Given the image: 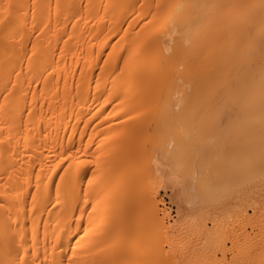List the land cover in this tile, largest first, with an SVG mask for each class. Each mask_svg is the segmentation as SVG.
Returning <instances> with one entry per match:
<instances>
[{
  "label": "bare ground",
  "instance_id": "obj_1",
  "mask_svg": "<svg viewBox=\"0 0 264 264\" xmlns=\"http://www.w3.org/2000/svg\"><path fill=\"white\" fill-rule=\"evenodd\" d=\"M162 160L184 198L264 187V0H0V264H172Z\"/></svg>",
  "mask_w": 264,
  "mask_h": 264
},
{
  "label": "rangeland",
  "instance_id": "obj_2",
  "mask_svg": "<svg viewBox=\"0 0 264 264\" xmlns=\"http://www.w3.org/2000/svg\"><path fill=\"white\" fill-rule=\"evenodd\" d=\"M227 117H225V115H222V116H220L218 119H219V121H218V123L220 124H222V121L223 120H225V123H223V126L224 125H226V122H227V119H226ZM221 120V121H220ZM151 122V121H150ZM224 122V121H223ZM152 123V122H151ZM151 125V124H150ZM149 125V127H152V126H150ZM153 125V124H152ZM148 142H146L145 143V146H149V143H148V145H146ZM163 161L164 160H162V162L160 161V164H161V166H160V171L159 172H155V174H156V176L155 175H153V177H154V181L155 180H158L159 179V181H161L160 182V184H158V183H156L157 181H155V182H153V183H155V185H153L152 183V185L154 186V189H155V191L156 190H158V191H156V197H157V199L159 200V202L161 203H159V206H163V207H166V209H167V211H168V213H169V215H170V217H169V215H168V222L170 221L171 223H173L174 224V227L176 226V225H178V229H180L179 231H180V233L182 234V235H186L185 237L184 236H182L181 235V237H179V232H178V234H177V236H176V238L175 239H177L176 241H180L182 238V241H181V243L179 242V246L181 245H183L182 247H179V246H176V245H178L177 243H172L171 245H173V248H172V250L169 248L170 246L168 245V244H164V250L163 251H165V252H167L165 249L166 248H168V251H171V252H169V253H172V264H182V263H184V264H188L192 259V261H191V263L190 264H194L193 263V261L195 260V264L196 263H198V262H196V258L198 257H196L195 255H201V253H202V256H204V257H202V256H200L201 257V259H200V257L199 258H197V260H199L202 264H209V263H211L212 261H210L209 260V262H207V258H208V256H207V253L208 254H210L209 252V250L207 249V246H206V244L207 243H211L210 241H211V239H213L214 237H215V234L214 235H212L213 233H211V232H215L216 233V236L219 234V237H217V238H219V239H216L215 238V242H216V240H217V246H218V248H216V250H215V248H213V250L211 251V252H213V251H215V253L214 254H216V258H215V255L213 254V253H211L210 255H212V256H210V257H213L214 256V261L216 260V264H232V263H234L233 261H235V260H233V259H242V255H241V253H243L244 252V254H245V258L247 259V260H250V261H247L245 258H244V260H246V261H244L243 259V261L244 262H242V260H241V263H239L240 261H236L237 263L236 264H249L250 262H252V263H254V260H255V262H257L258 261V256H264V255H262L263 253L262 252H264L263 250H264V246H261V245H263L264 244V238L262 237V234H261V230L263 231V229L264 228H260V231H259V229L257 230V225H252L253 223H250L251 222V220L252 221H255V223H258V224H260L261 225V223H264V201H263V199H264V197H262V196H264V193H263V190H264V187H263V185L261 186V185H254V186H260V188L259 187H254V186H249V188H248V186H245L244 188H245V190H244V192H243V190L242 189H244L243 187H238L236 184L235 185H233V187L234 188H232V186L230 185L229 186V184L228 183H226V184H228V186H229V188H232L231 190H232V192H231V194L229 195V197H228V194H229V191H228V189L227 188H225V187H227V185L226 184H224V188H225V190H227V192H228V194H227V192H224V193H222V195L223 194H227L226 196L228 197V199H227V197H225L226 199L225 200H223L224 199V197L223 196H225V195H223V196H221V192H223V191H225V190H223V191H221V189H223V187H221V189H220V191H219V193H218V198L221 196L223 199L221 200L220 199V201H219V199L218 198H216V199H214V200H211L210 198H206V199H196V198H192V199H190V198H188L187 196H186V193H184V195H185V198H184V196H180L183 192H180V191H182L179 187L180 186H182L183 184L180 182V184H179V182L177 183V187H175V188H170V184H172L171 182H169L168 181V179H166V177L168 176V172L167 171H171V170H167L169 167H167V165L168 164H166V163H163ZM163 164V165H162ZM166 166H165V165ZM161 167H164V169L163 168H161ZM173 172V171H172ZM158 174V175H157ZM170 174V173H169ZM165 175V176H164ZM160 176V177H159ZM153 177L151 176V180H153ZM156 177V178H155ZM157 177H158V179H157ZM150 180V182H152ZM167 180V181H166ZM158 181V182H159ZM166 182V183H165ZM234 184V183H233ZM178 185H180V186H178ZM162 186V187H161ZM235 186H237V187H235ZM159 189H158V188ZM167 187H169V188H167ZM251 187H253V188H251ZM236 188H238V189H236ZM240 188H241V190H240ZM262 188V189H261ZM183 189H184V187H183ZM233 189L235 190V192L233 193ZM250 190L251 192L253 191V193L255 194H251L250 193V191H247V190ZM257 189V190H256ZM259 189V190H258ZM176 192H174V191ZM177 190V191H176ZM178 190H180V191H178ZM230 190V191H231ZM238 190V192H236ZM261 190H262V192H261ZM184 191V190H183ZM240 191V192H239ZM243 192V194H242V192ZM254 191H256V192H254ZM180 192V193H179ZM249 192V195L250 196H247L248 194H246V197H247V199H245L246 197L244 196L245 195V193H248ZM258 192H259V194H258ZM159 193V194H158ZM238 193V194H237ZM237 194V195H236ZM242 196H241V195ZM176 195H177V197H176ZM220 195V196H219ZM262 195V196H261ZM159 196V197H158ZM234 196V197H233ZM235 196H237V197H235ZM243 196H244V199H243ZM181 197H182V200H181ZM240 197V198H239ZM256 197H258L257 199H258V201H256L257 199H256ZM261 199H260V198ZM160 198H162V199H160ZM188 198V199H187ZM234 198V199H233ZM241 200V202L239 201V199ZM251 198V199H250ZM253 198V199H252ZM175 199H176V201H175ZM179 199V200H178ZM196 199V201H194ZM233 199V200H232ZM238 199V200H237ZM250 199V200H249ZM163 200V201H162ZM185 202H184V201ZM204 200H206L205 202H204ZM216 200H218V201H216ZM245 200V201H244ZM246 200H247V202H248V204L250 205V203H251V205L249 206L247 203H246ZM251 200H252V202H251ZM260 200H261V202H260ZM182 201H183V203H182ZM201 201V202H200ZM215 201V202H214ZM227 201H228V203H229V201H230V206L228 207L227 205H229L228 203H227ZM242 201H244L243 203H242ZM164 202V203H163ZM183 204H181V203ZM207 202V204H205ZM212 202V203H211ZM235 202H237L236 204H234ZM239 202H240V204H239ZM250 202V203H249ZM255 203V205H252V203ZM163 203V204H162ZM226 203V204H225ZM231 203L234 205V207H233V205H231ZM241 203H242V205H241ZM246 203V204H245ZM253 203V204H254ZM257 203V204H256ZM263 203V204H262ZM187 204V205H186ZM197 204V205H196ZM205 205V207H204V205ZM210 204V205H209ZM215 204H216V207H215ZM218 204V205H217ZM220 204V205H219ZM244 204V205H243ZM260 204V205H259ZM191 205V206H190ZM199 205V206H198ZM208 205V206H207ZM214 205V206H213ZM225 205V206H224ZM247 205V206H246ZM262 205V206H261ZM192 206H194V207H192ZM197 206V207H196ZM202 206V207H201ZM210 206V207H209ZM211 206H213V207H211ZM224 206V207H223ZM243 206V207H242ZM249 206V207H248ZM251 206H253V207H251ZM255 206H258V208L257 207H255ZM259 206H260V209H259ZM184 207V208H183ZM186 207V208H185ZM191 207V208H190ZM201 207V208H200ZM207 210L208 208V210H209V212H208V210H207V213H206V210L204 209V208ZM235 207H238V209H236ZM188 208H190L189 210H188ZM195 208H197V209H195ZM203 208V209H202ZM213 208V209H212ZM250 208V209H249ZM255 208V209H254ZM257 208V209H256ZM181 209H183V210H181ZM187 209V210H186ZM201 211H200V210ZM212 209V210H211ZM233 209H235V210H233ZM240 209H241V211H240ZM249 209V210H248ZM252 209V210H251ZM193 210V211H192ZM196 210H199V211H196ZM205 210V211H204ZM216 210V211H215ZM236 210H237V212H236ZM246 210V211H245ZM254 210V211H253ZM256 210H259L258 212L256 211ZM182 213H181V212ZM183 211H186V212H184L183 213ZM188 211H190L189 212V214H188ZM203 211H204V213H203ZM215 211V212H214ZM240 211V212H239ZM244 211V212H243ZM251 211H253L252 213H251ZM261 211V212H260ZM263 211V212H262ZM201 213V214H199V213ZM236 212V213H235ZM243 212V215L242 214H240L239 215V217H237L236 218V216H237V214H239V213H242ZM246 212V213H245ZM258 214H257V213ZM194 213V215H192ZM197 213V214H196ZM206 213V214H205ZM214 214V215H216L215 217L217 218L216 220L218 221V222H221L220 224H222L223 225V227L222 226H219L220 227V230H218V223H217V225H215V224H213V220H215V219H212V218H214V216L212 217V215L211 214ZM247 214V215H245V214ZM254 213H256V214H254ZM259 213H261L263 216H260V214ZM181 214H184V216H187V217H185V218H183V215H181ZM186 214V215H185ZM199 214V215H198ZM204 214H205V216H204ZM210 214V215H209ZM253 214V215H252ZM189 215V216H188ZM191 215V216H190ZM197 217H199L198 219H199V221L200 220H202V219H204V220H208V221H204L203 220V223H204V225H203V223L201 224V226H202V228H200L201 230H199V229H194L193 230V228L192 229H190L191 228V224H192V222H194V220L192 219V218H194L195 220H196V216ZM200 215H202L201 217H200ZM207 215V216H206ZM235 215V216H234ZM245 215V218L244 219H242L243 217L242 216H244ZM260 217H262L261 219H258V217L259 216ZM195 216V217H194ZM210 216V217H209ZM233 216L235 217V221L234 222H236L237 221V223H238V221L239 220H237L238 218L240 219V221H239V223L241 222H243V220H245V221H247V220H249V221H247V222H245L244 221V224L245 223H249L248 225L247 224H245V226H242L243 228H244V230H246L247 229V231H242V233H243V236H240L238 233L240 232V231H238V230H243V228L241 227V226H239L240 224L238 223V226H237V224L235 225V223H233V220H234V218H233ZM189 217H191V219L192 220H190L189 221ZM246 217H248V218H251V219H246ZM255 217V218H254ZM206 218V219H205ZM254 218V219H253ZM257 218V220H258V222H257V220H255ZM182 219V220H181ZM188 220V221H186V220ZM184 220V221H183ZM211 220H212V222H211ZM181 221V222H180ZM192 221V222H191ZM216 221V222H217ZM186 222V223H185ZM202 222V221H201ZM215 222V221H214ZM177 223V224H176ZM183 223H184V225L185 226H188V228H186V229H188V230H184L183 228ZM254 223V224H255ZM176 224V225H175ZM189 224V225H188ZM207 224H208V226H207ZM182 225V226H181ZM241 225H243V223L241 224ZM179 226H181V228H179ZM207 226V227H206ZM216 226V227H215ZM233 226L235 227V228H233ZM236 226H237V228H236ZM252 228H251V227ZM264 226V225H263ZM173 227V226H172ZM241 228V229H239V228ZM250 227V228H249ZM209 228H211L212 230H211V232L209 231L210 229ZM223 228V229H222ZM203 229H205V230H203ZM207 229H209V230H207ZM237 230L238 232H237V234H238V236H237V238L236 239H239V241H242L243 239L242 238H244V240L242 241L243 243H247V242H249V243H247L246 244V246L244 247V248H246V249H244L242 246H240L241 248H243L244 250H249V252H254V254H246V253H248V252H246L245 253V251H241V253L238 251H236L237 252V254H238V256H235V253L236 252H234L235 251V249L237 250V249H239V250H241V248H239V244H242L243 245V243H235V241H236V239L234 238V237H236V235H234V231L235 230ZM249 229L250 230H252V231H249ZM254 229V230H253ZM191 230H193L194 232H191ZM234 230V231H233ZM256 230V231H255ZM206 232V234L207 235H210V236H213V237H211V239H209V237H207V235L205 234V232ZM210 233H209V232ZM222 231H223V237L222 236H220V234L222 233ZM257 233V237L254 235V237H256V238H258L257 240H259V238H261V240H263V243L260 245L259 243H261V241L259 242V241H257L256 239L254 240V239H252L251 237H253V233H255V232ZM258 231H259V233H258ZM177 231L176 230H174V233H176ZM184 232V233H183ZM191 232V233H190ZM196 232H198L199 234H196ZM200 232H201V234H200ZM251 232H253V233H251ZM196 234V237L194 236L195 234ZM264 233V232H263ZM235 234H236V231H235ZM247 234H249V235H247ZM190 235V236H189ZM192 235V236H191ZM242 235V234H241ZM258 235H261V236H258ZM264 235V234H263ZM234 236V237H233ZM188 237V238H187ZM198 237H199V240H198ZM202 239H201V238ZM207 237V238H206ZM185 238V239H184ZM189 238L191 239L192 238V240H193V238H194V240H193V242H192V240H189ZM222 238H224V244H221V242L220 241H223V239ZM263 238V239H262ZM187 239L189 240V241H187ZM195 239L197 240V241H195ZM203 239L205 240V241H203ZM242 239V240H241ZM185 240H186V243H185ZM206 240H209V241H206ZM175 241V242H176ZM198 241L199 242H201L200 243V245H199V243H198ZM254 241V242H253ZM255 241H256V243H255ZM190 242V243H189ZM194 242H196V243H194ZM206 242V243H205ZM237 242H238V240H237ZM257 242H259V243H257ZM183 243V244H182ZM184 243L186 244L185 246H184ZM187 243H189V244H187ZM205 243V244H204ZM219 243H220V247H219ZM223 243V242H222ZM255 245H254V244ZM195 244H198V245H195ZM203 244H204V246L206 247H204L203 249H204V251L205 252H207V253H205V252H203L202 250V246H203ZM238 246V247H236V245ZM244 244V245H245ZM249 244L250 245H252V246H254V247H256V245L257 244H259V245H257V247H256V250L254 251V250H250L249 248L250 247H252V246H249ZM214 245H215V243H214ZM234 245H235V247L236 248H234ZM243 245V246H244ZM168 246V247H167ZM190 246H192V248L194 249V250H192V248L190 247ZM194 246H195V248H196V246H197V248L199 247V246H201V247H199L198 248V250L201 252H197L198 250H197V248L195 249L194 248ZM211 245H209V247H210ZM223 246H224V248H223ZM259 246V247H258ZM172 247V246H171ZM178 247V248H177ZM184 247H186L185 249H184ZM208 247V248H209ZM249 247V248H248ZM176 250H175V249ZM181 248V249H180ZM191 250H190V249ZM211 248V247H210ZM209 248V249H210ZM221 249V248H223L222 250H223V252L221 251V250H219L218 251V249ZM248 248V249H247ZM259 248V249H258ZM174 249V250H173ZM252 249H255V248H253L252 247ZM261 249V250H260ZM263 249V250H262ZM178 250V251H177ZM183 252H182V251ZM188 250V251H187ZM211 250V249H210ZM173 251H175V252H173ZM195 253V255L193 254V252ZM209 251V252H208ZM261 252V253H258V252ZM176 252H178L180 255H178V253H176ZM189 252V253H188ZM191 252V253H190ZM168 253V252H167ZM184 253H185V255H184ZM203 253H204V255H203ZM236 254V255H237ZM256 254V256H253V255H255ZM261 254V255H260ZM182 255V256H181ZM247 255V256H246ZM249 255H251V256H249ZM170 256H171V254H170ZM206 256V257H205ZM232 256V261H230V257ZM253 256V257H252ZM177 259H176V258ZM185 257V258H184ZM188 257V258H187ZM195 259H194V258ZM243 257H244V255H243ZM251 257V258H250ZM254 257H256L257 259H255ZM171 258V257H170ZM184 259V261L182 260V259ZM205 258H206V260H205ZM254 258V259H253ZM188 259V260H187ZM212 259V260H213ZM263 260L264 261V257H262V258H260L259 257V261L261 262V260ZM201 260H203L204 261V263H203V261H201ZM252 260V261H251ZM182 261V262H181ZM189 261V262H188ZM206 261V262H205ZM262 261V262H263ZM174 262V263H173ZM188 262V263H187ZM199 262V264H201ZM230 262V263H229ZM232 262V263H231ZM259 262V263H260ZM258 263V264H259ZM215 264V263H214ZM260 264H264V263H260Z\"/></svg>",
  "mask_w": 264,
  "mask_h": 264
}]
</instances>
